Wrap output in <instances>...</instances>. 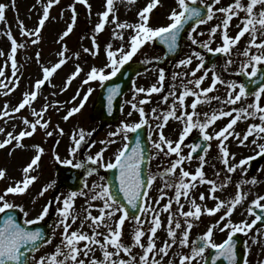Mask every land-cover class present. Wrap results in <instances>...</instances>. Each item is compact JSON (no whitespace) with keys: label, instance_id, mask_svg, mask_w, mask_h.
I'll return each mask as SVG.
<instances>
[{"label":"rangeland","instance_id":"rangeland-1","mask_svg":"<svg viewBox=\"0 0 264 264\" xmlns=\"http://www.w3.org/2000/svg\"><path fill=\"white\" fill-rule=\"evenodd\" d=\"M145 1L147 0H134V2H129V0H114V10L110 12L104 29L96 32V25L102 19L101 14L107 10L106 0H87V3H83L82 0H58L49 9V18L45 21L39 33L37 43L33 44L32 40L37 39V37L22 35L21 22H23V30L34 31L36 25L39 26V20L42 18L48 0H0V3L7 5L5 8V19L0 21V70L4 72V76H0V128L4 129L3 132H0V142L7 139L8 132L16 136L22 130L30 131V126L24 123L25 118L30 122H36L38 119L41 121V124L37 125V130L31 136L32 138L29 137L31 140L27 141L28 138L22 140L23 147L17 146V141L13 140L11 144L0 148V169L6 170L5 177L0 179V195L5 193L7 187L15 186L17 181H22L25 178L23 169L37 154L36 146L44 149L38 162V167L34 166V170L30 173V175L37 176V180L29 186L24 194H8L5 197L9 203L18 206L17 208L24 214L25 221L35 220L41 214L43 208L49 206V213L42 221H46L51 229V243L45 244L33 255V264L41 256L49 257L63 240L62 233L64 232V228L63 226H58L63 217L58 209L63 207V200L70 197L72 193L67 190L56 191L58 183L55 179L54 168L63 160H71L73 164H83L84 166L79 168H84V171L87 173L84 178V189L73 198L74 203L70 209L71 216L68 219V223L71 224L69 232L79 230L92 235L93 231H96L100 234L97 238L101 241L104 240L108 234V228L104 226L95 228L91 218L88 217L89 212L92 216H99L104 201L100 198L92 200L91 196L100 190L98 187H94L95 185L106 184L105 167L102 165L112 161L116 153L126 143L124 133L115 137H111L109 133L119 129L123 123L134 124L140 122L139 107L144 108L146 113L145 118L148 120V123L144 124L147 127L151 148L148 173L156 177L148 189V196L145 197L144 201V206L151 205L156 211L142 212L140 215L141 227L145 232V236L141 238V243L145 245V248L148 243V236L151 235L150 228L153 226L151 224L153 216L158 213L161 219V227L153 238L157 249H154L153 253L149 254L150 261L154 257L160 261V264H180V259L183 255L191 254L196 239L201 238L207 229L211 225L216 224L217 221H220V223L213 229V240L216 243H221L230 234V229L227 228L224 231H220V228L229 219L233 224L240 223L241 221H246L250 224L254 220L253 214H250L248 209L253 205V200H256L258 196H264V160L252 166L248 164V161L246 164L238 166L235 172L229 173L227 171L228 166L223 164L219 141L215 138L214 134L225 127L232 117H221L207 128V132L213 135V139L208 141V145L210 144L211 147H207L208 151L205 156L206 163H204L203 171L205 173V180H213L217 186L225 184L227 178L231 177L230 182H227L224 187L217 188L215 196L219 200L231 201L238 191L246 194L245 198L241 204L237 205L230 217L220 220V217L226 211V207H222L215 214H208L204 211L205 207H214L219 201L210 195L212 186L206 182L199 183L198 178L197 182H195L196 187L189 191L188 198L184 196L180 198V204H183V211L194 210L190 203L191 198H195L197 203L202 205V215L200 218L198 220L192 219L193 227L190 230L189 243L186 246L179 243L182 233L187 226L186 219L180 215V204H177L174 199L176 185L179 184L181 177L180 166L177 167L174 173L165 174V169L169 168L178 156L175 153L166 155L167 145L163 146V151L153 147L154 142H159L160 128L157 126L162 124L163 115L171 109L174 102L176 104L177 115H180L184 110L188 112L192 111L190 104L195 97L191 95L187 96L183 102V107L177 99L185 91V86L199 92L200 89L207 88L212 84L214 75H218L221 80L225 81V83H217L212 92L206 95L201 93L202 102L197 105L196 111L198 116L194 117V122L197 119L200 122H204L205 117L203 113L205 112L210 116L213 112L221 110L230 111L233 108L239 109L255 102V97L250 95L238 101L235 105L224 103L230 91L229 82L241 83L240 78L233 76V74L240 72L242 65L247 62L248 57L244 55L245 51H249V54H256L258 52V49L250 44L252 39L250 33H246L232 47L230 53L224 54L222 58L217 60L214 66L210 68L211 71H205L201 68L195 72V75H192L193 71L201 63V57L203 60V54L207 50V48L203 47L202 42L210 40V36L212 35L210 29L216 25H222L225 18L226 14L216 11V9L233 4L234 0H220L219 3H215V0H204L203 3L201 0H196L197 4L213 5V19L199 25L195 33L191 32L190 29V33L185 35L183 40L181 53L174 59L139 75L136 78L134 87L124 97L119 120L95 133L98 122L92 121L90 116L101 82L96 80L84 84L83 79L93 67L105 68L106 73L111 71L110 67H105V65L110 63L107 58L109 45H111L112 50H117L121 47L125 51L130 50L131 36L135 33V29H120L117 25L119 23L131 25L139 23L140 17L138 13L143 9ZM241 2L246 5L250 0H241ZM259 7L257 5V9H254V12ZM73 8L80 10L79 16L74 14ZM173 9L180 10L177 0H159L157 7L149 14V25L152 27L168 25L171 23L169 16ZM73 16H75L74 22ZM245 16L246 13L241 10L239 11V16H234V19L231 20L228 28V33L231 37H235L243 28ZM70 25L72 26L71 33L61 39L63 33ZM9 32L11 36L8 35ZM199 33H203V35H199ZM190 35L195 36L200 42L193 44L189 38ZM222 37L223 29L221 27L217 30L214 37H212L209 46L213 49H215L214 47L222 46ZM13 38L18 43V53L15 59L18 70L15 75H13V71L7 70L12 57L9 43ZM255 39L257 44L261 43L264 41V33L258 30ZM86 49L89 51H86ZM61 51H65L64 59L66 63L49 78L48 84L43 89H40L35 102L26 105L19 112L12 111L14 104L22 102L24 94L31 92L30 85L33 80L35 81L40 78V69L43 70L44 67H51L53 63L61 59L59 56ZM37 53H39V57H37ZM195 53H200V57H197ZM158 56L159 58L162 56V50L160 47L158 48L155 41H152L143 45L131 60L146 63ZM188 57H192L191 64L181 65L179 63V61ZM117 58H119V52L117 53ZM229 60L231 63H229ZM77 67H80L82 71L68 84V78L76 71ZM161 70L164 72V80L162 82L159 79ZM250 70L251 67L248 68V71ZM205 72L208 75L199 88L194 83H189V81L194 82L203 76ZM6 73H9V76H11V81L4 84L3 80ZM17 80L18 84L16 83ZM10 82H13L12 86L17 89L14 94L8 92ZM3 85H7V88ZM153 85L161 87V91L154 93L136 92L137 88L148 89ZM89 88H92L93 91L88 95L83 108L65 120L64 116L83 98ZM79 89H81V94L77 95L76 91ZM236 91H238V88ZM169 92H175V96L169 95ZM165 96L168 97L167 101L164 100ZM211 97H219L220 99H211ZM205 100L208 102H203ZM260 102L261 106L264 107V95L261 96ZM134 104L137 106L136 108H133ZM6 105L7 107H5ZM45 107H47V110L42 111ZM153 109L156 110L155 114L152 112ZM5 111L8 112V115H3ZM35 113H40V116L38 117ZM235 115L236 113L234 112L233 116ZM157 117H160V119H157ZM45 121L49 125L47 129L42 127ZM259 123H261L259 115L255 117L249 116L247 119L242 118L238 120L231 131L234 134L240 133V138H242L251 124ZM184 127L185 120H177L172 117L169 118L167 124L163 127L165 137L174 142L173 146H175V142L179 141ZM60 129H63V133L60 132ZM81 129L86 133L85 141L81 143L80 148L75 153H72L71 149L75 146V142L72 139L73 134H77L78 137V132ZM48 132H51L52 135H47ZM199 132L203 133L199 128H194L184 139L183 143H181V155L187 156L190 153V136L193 133ZM88 133L91 134L87 135ZM129 134L130 132L127 133V137ZM254 139L257 141L255 144L252 143ZM109 140H114L115 143H107ZM102 141L105 143H101ZM224 143L228 147L230 154L229 165H239L241 160H245L260 150L259 145L264 144V133H260L258 138L256 132H253L243 144L239 142L238 138H234V135L229 136L228 140L224 141ZM101 148L106 149L102 160L99 163L89 160V157H95ZM200 155L203 156L205 153L203 152ZM200 155L191 156L190 160L185 159L182 165L183 169L194 174L201 164L199 160ZM57 156L59 159H57ZM93 168L96 171L90 175L89 172ZM252 178L256 179L257 182L255 184H241V181H251ZM185 180L189 181L190 177L185 178ZM166 184L171 186L166 187ZM48 185H51V187H48L43 195H40L42 189ZM2 187L4 188L3 193L1 192ZM201 193L205 195L203 201L200 200ZM161 196H163V199H161ZM170 199L172 200L171 210L162 211L163 205L167 204ZM261 203H264V201H261ZM0 204H2V201H0ZM104 211L107 212L110 209H104ZM120 214L116 213L110 221L106 218L105 223H111L114 228ZM170 214L174 217L171 225L168 223ZM72 216L76 217L74 223L72 222ZM86 217L88 218L86 219ZM177 220L181 228L175 229L177 232V242L172 244V238L168 235V228H175ZM82 224L83 227L81 228ZM136 226L137 222L135 220L131 218L126 219L125 224L122 226V242L127 245L133 244ZM53 233L55 234L54 236L52 235ZM242 233L246 237L247 259L245 262L247 264H264V227L254 228L252 225L251 229ZM166 241L171 244L167 255L158 253V249L163 247ZM85 243L87 242L81 241L77 246L83 249ZM90 247L92 251L89 252L88 256L85 257L81 253L78 259H84L85 264H92L93 259H104V250L101 247L94 244ZM209 249L205 251V257ZM108 250L116 252V249L112 245L108 246ZM143 252L144 248L135 245L132 247L130 254L124 253L121 250L112 259L118 262L119 259L130 260L132 256H135L138 261ZM203 261L200 257H197L193 264H202ZM67 264H73V262L69 261Z\"/></svg>","mask_w":264,"mask_h":264},{"label":"snow or ice","instance_id":"snow-or-ice-1","mask_svg":"<svg viewBox=\"0 0 264 264\" xmlns=\"http://www.w3.org/2000/svg\"><path fill=\"white\" fill-rule=\"evenodd\" d=\"M54 2H58V0H48L47 6L45 7L42 18L39 20V26L34 31H26L23 30V22H21L22 27V35L28 36H36L37 39L32 40V43H37L39 39V33L43 28L45 21L49 18V9L52 7ZM83 3H87V0H82ZM129 2H134V0H129ZM203 3L204 0H201ZM220 0H215V3H219ZM107 3V10L104 11L101 16V22L96 25V32H100L104 29L105 23L108 21L110 12L114 10V0H106ZM159 0H151L150 3L147 4L139 13L140 22L131 25L127 23H119L117 26L120 29L124 28H134L135 33L131 36L130 42V50L125 51L123 47L117 50H112L111 45L108 46L107 50V58L109 60V64L105 65V67H110L111 71L106 73L105 68H97L93 67L87 74V79L84 83H88L89 81H100L101 86H103V82L108 81L111 77L117 75L120 71V68L126 64L132 57L148 42L155 41L159 38L164 44L168 46L169 51L174 50L178 44V38L181 31L184 29L185 25L189 23V21H194L193 27H191V32L195 33L197 27L199 25L207 23L208 20L213 19L214 11L212 4H206V9L201 7L192 6L196 3V0H177L179 11L173 9L170 13L169 19L171 23L166 26L160 27H152L149 25V14L151 11L157 7ZM257 5H259V9L254 12V9H257ZM7 7L6 4L0 3V21L5 19V8ZM90 7V5H89ZM244 11L246 16L243 19V28L238 32L235 37H231L228 33V28L231 20L234 16H239V11ZM73 11L75 9L73 8ZM220 13L226 14L225 18L222 22V25H216L210 29V40L208 42H202L203 47L207 48L209 52H217V53H230L232 47L236 45L242 37L245 36L246 33H250L252 39L250 44L255 46L258 49L256 54H249V51H245L244 55L248 57V60L245 64L242 65L241 71L245 72L250 78L257 77L260 74L261 79H264V41L257 44L256 43V34L257 31H261L264 33V0H250L249 3L246 5L241 2V0H234L233 4H229L227 7H222L216 9ZM75 21V16H73V22ZM222 27L223 29V43L222 46L217 47L215 49L209 46L212 37H214L215 33L218 29ZM72 31V26L70 25L67 30L63 33L64 37L68 36L69 33ZM8 35L11 36L9 32ZM199 35H203V33H199ZM122 38V35H121ZM189 38L192 40L193 44L199 43L195 36L190 35ZM11 55H12V62L11 66L13 69V75H15L17 69V63L15 60V54L17 52L18 43L15 38L11 41ZM98 48V46H97ZM66 50V46H65ZM86 51H89L86 49ZM119 52V58H117V53ZM197 57H200V53H195ZM61 59L51 67H44L43 68V78L36 81L34 88L39 90L42 85H44L45 81L48 80L62 65L66 63L64 59L65 51H61L59 53ZM37 57H39V53H37ZM192 57H188L179 61L181 65H188L191 64ZM229 63L231 61L229 60ZM204 67L203 60L201 57V63L197 66V68L193 71L192 75H195L196 71H199L201 68ZM251 67V70L248 71V68ZM82 69L80 67L76 68V71L68 78L67 83L70 84L72 79H74ZM208 75L207 72L204 73L203 76L196 79L194 82L189 81V83H194L197 88L201 85L203 80ZM0 76H4L3 70H0ZM160 81L164 80V72L161 70L160 72ZM18 84V80L16 81ZM217 83H225V81L221 80L218 75L213 76L212 84L207 88L200 89L199 92L192 90L185 86V91L181 94L177 99L180 101L181 106L183 107V102L185 98L189 95L195 97V99L191 102L190 107L192 109L191 112L184 110L181 112L180 115H177V109L175 102L173 103L171 109L165 113L162 117V124L158 125L157 127L160 128L159 132V142H154L153 147L163 151V146L167 145V153L177 154L178 158L175 159L171 166L165 169V174L174 173L178 166H180L181 170V177L180 182L176 185V192H175V201L177 204H180L181 196L188 198L189 191L196 187V183L199 178V183H208L210 184L211 190L210 195L212 198L217 199L219 202L211 208H204V211L208 214H215L218 212L222 207H226V211L220 217V220H224L225 217H230L237 207V205L241 204L243 199L245 198L246 194L238 191L235 197L231 201L219 200L218 197L215 196L218 187H224L227 182H230L231 177H228L225 181V184H221L217 186L216 182L213 180H205V173L203 171L205 156L207 155L208 148L204 149L205 155L200 156L199 160L201 161L200 167L195 171V173H190L183 169L182 165L185 159H191V153L187 156L181 155V143H183L184 139L189 135V133L194 128H199L204 133V140L211 141L213 139V135H210L207 132V128L214 124L218 119L221 117H232L229 123L223 127L220 131L215 132V138L219 141V147L222 152V160L223 164L228 166L227 171L229 173L235 172L238 166H242L246 164L252 157H248L245 160H241L239 165H229V150L224 141H227L229 136H233L234 138H238L241 144L244 141L248 140V137L256 132L257 137L259 138L260 133H264V107L261 106V96L264 95V86H260L258 90L254 92L249 91V86L255 85V79H250L249 86H246L244 83L237 84L236 82L232 81L229 82L230 91L228 92V96L224 103L235 105L238 101H241L245 97L252 95L255 97V102L249 104L247 107H241L239 109L233 108L230 111H219L213 112L210 116L207 112L203 113L205 117L204 122H200L198 119L194 122V117L198 116L196 111L197 105L202 102L201 100V93L207 94L212 92ZM7 88V85H3ZM238 88V91H236ZM33 90L30 93H25L22 102L19 103L18 107L14 108L12 111L19 112L21 109L25 108L26 105H30L33 100L37 97V91ZM63 90V89H62ZM93 91L92 88L88 89V92L83 96L80 104L76 107L71 108L67 114L64 116V119L67 120L69 117L73 116L75 113L79 112L83 106L84 102L87 101L88 95L91 94ZM109 105H111V101L115 95L118 94L119 86L117 85L114 88H109ZM161 87H157L156 85L151 86L148 89L145 88H137L136 92L143 93H154L160 92ZM79 95V92H77ZM169 95L175 96V92H169ZM75 99V97H73ZM168 97L165 96L164 100L167 101ZM211 99L219 100V97H211ZM203 102H208L207 100ZM143 103V102H142ZM7 107V105L5 106ZM137 106L134 104L133 108ZM47 107L42 109V111H46ZM139 114L141 116V120L138 123L129 124L123 123L119 129L109 133L111 137H115L124 133V139L127 140V133L128 132H136L138 129L142 127V125L147 124L148 120L145 118L146 113L143 107L138 108ZM153 114H155L156 110H152ZM236 113L233 116V113ZM3 115H8V112L5 111ZM38 117L40 113H35ZM131 115V113H129ZM259 115V119L261 123L259 124H251L247 129L246 134L240 138V133H235L233 130V126L237 124V121L244 118L247 119L249 116L255 117ZM175 118L177 120H185V127L183 130L182 135L179 138L178 142H175V146H173V141L167 139L163 132V127L167 124L169 118ZM160 119V117H157ZM24 123L30 126V131L22 130L19 132L18 135L14 136L11 132L7 133V139H4L0 142V148L5 147L8 144H11L13 140L17 141V146L23 147L21 143L24 137H30L33 133L37 130V125L41 124V121L38 119L36 122H30L27 118L24 119ZM48 122L45 121L42 124L44 129L48 128ZM4 129L0 128V132H3ZM60 132L63 133V129H60ZM88 133L87 135H90ZM47 135L51 136L52 133L48 132ZM86 133L83 129L79 130L78 137L77 134H73L72 139L75 142V146L71 149L72 153H75L81 146V143L85 141ZM256 139L252 141V143H256ZM105 143V142H101ZM107 143H115L114 140H109ZM37 147V154L33 157L30 163L23 169L25 174V178L22 181H17L15 186H9L5 190L3 195H0V201L3 203L0 204V213H4L6 210L13 209L18 207L12 203H9L5 197L8 194H24L29 186L37 180V176L30 175V173L34 170V166L38 167V162L41 159V154L44 152V149L40 146ZM200 145H194L193 151L199 148ZM208 147H211L209 144ZM260 153H264V144L259 145ZM106 151L105 148H101L99 152L96 153L95 157H89V160L93 161L94 163H99L103 156L104 152ZM234 156V154H232ZM57 159L59 157L57 156ZM145 157V149L141 144L140 138L137 136L135 140V146H129V143H124L122 148L116 153L114 162L110 161L102 166L108 169H118L119 170V177H118V191L123 193V198L127 201L128 205H131L132 209H138V204L143 202L144 198L148 196V193L144 191L146 188H150L152 182L155 180L154 175H149L147 177V183L145 182V178L141 175V165L144 163ZM147 159H151L149 155ZM65 164H71V160H63ZM76 167H83V164H76ZM96 169L93 168L90 170L89 174L91 175L92 172H95ZM6 175V170L0 169V179L4 178ZM218 175V174H217ZM190 177L189 181H186L185 178ZM103 179V178H102ZM257 181L255 178H252L251 181H241L243 183H252L255 184ZM166 187L171 185L166 184ZM48 187L51 185L46 186L42 189L40 195H43L45 191H47ZM94 187H98L100 190L91 196L92 200H96L98 198L103 199V208L100 210L99 216H92L91 213H88V217L91 218L93 225L95 228H99L101 226L108 228V234L105 236L104 240L101 241L98 239V232L93 231L92 235H88L87 233L81 232L79 230H74L69 232L71 228V224L68 223V219L71 216L70 209L74 203L73 198L77 195L76 192H72L70 197L65 198L63 200V207L59 208L58 211L60 212L63 219L60 222V225L63 226L64 232L62 233L63 240L60 245H57L55 251L49 256H41L38 260L35 261V264H67V262L71 261L73 264H85L84 259H78V257L83 254V256H88L89 252L92 251L91 245H98L101 247L103 251V260H96L93 259L92 264H160V261L155 259L154 257L149 259V254L153 253L154 249H157V245L155 240L153 239L157 233V230L161 227V219L159 214L153 216L151 220V224L153 225L150 228L151 235L148 236V243L145 248V245L141 243V238L145 236V232L141 227V218L140 216L136 215L135 213H131V219L137 222V226L134 230L133 235V244L127 245L122 242V226L125 224L126 219L130 218V209L122 203L117 195L116 192L112 190V186L108 184L103 185H95ZM83 194V193H81ZM59 199V198H57ZM163 199V196H161ZM205 199L204 193L200 194V200L203 201ZM264 196H258L256 200L252 201V204L255 208L260 209L261 211L256 214L255 219L249 224L246 221H241L240 223L233 224L232 221L229 219L227 223L224 224L223 227L220 228V231H224L225 228L230 229V234L228 237L221 243H216L213 240V229L216 228L220 221H217L216 224L211 225L207 231L203 234L198 242L195 243V246L192 248V252L190 255H183L180 259V264H193L197 257H200L204 260V264H208V257H205V251L207 249L215 250L214 255L210 256L212 264H216V261L220 260L221 258H226L229 264H236V243L233 239L235 233L238 232H246L247 230L251 229L252 225L256 224L257 221L264 219ZM190 203L194 210L183 211V204H180V215H182L186 219V229L182 233V238L179 240L181 245H188L189 243V234L190 230L193 227L192 219L198 220L202 215V205L197 203L195 198H191ZM172 208V200L170 199L167 204L163 205L162 211H170ZM104 209H110V211L105 212ZM141 212H155L156 210L151 207V205H145L138 209ZM254 211L253 208H249L248 212L251 214ZM49 213V206H45L39 216L36 217L35 220H26V224H35L37 221H42ZM121 213L119 216L118 221L116 222L115 227L113 228L111 223H105V219L107 218L109 221L111 218L116 214ZM25 215H27L25 213ZM86 217V219L88 218ZM173 215L170 214L169 216V225L173 222ZM76 220L75 216H72V222L74 223ZM83 224L81 225V228ZM181 225L177 220L175 222V228L169 227L168 228V235L172 238L171 243L175 244L177 242V232L175 229H180ZM55 235L54 233L52 234ZM81 241H86L87 243L84 244L83 249L79 248L77 245ZM40 243L50 244L51 239L46 238V234L40 228H36L35 230H31L22 226L20 223L16 221L13 215L9 214L6 215L2 225H0V264H33V259L31 257V253L36 251ZM112 245L116 249V252L109 251L108 246ZM135 245H139L141 248H144L143 255L137 258L132 256L130 260L119 259L118 262L113 260L112 257L114 255H118L119 252L122 250L124 253H131L132 247ZM171 247L167 241L164 242L163 247L158 249V253L167 255L168 249ZM247 264V262H245Z\"/></svg>","mask_w":264,"mask_h":264},{"label":"water","instance_id":"water-1","mask_svg":"<svg viewBox=\"0 0 264 264\" xmlns=\"http://www.w3.org/2000/svg\"><path fill=\"white\" fill-rule=\"evenodd\" d=\"M191 23H194V21H189V23L187 25H185L184 29L181 31L179 38H178V41H177L178 46L174 50L169 51L168 46L166 44H164L160 39L157 41V43L160 46L164 47V49H165L164 58H166L167 56H175L176 54L179 53V51H180L179 40H180L183 32L186 30V28ZM210 59L207 60V62L209 61L208 64H211L213 62V59H211V60ZM143 69H144V67L142 66V64H139V63H127V64H125V66L121 69L119 75L121 77L125 76L128 79L126 90L131 85V78L133 76H135L137 73H139L140 71H142ZM255 81H256V86H257V85H261V81L263 83L264 79H261V77L259 75L255 78ZM103 92H104V90H102L101 95L98 97V100L94 106V113H97V115H96L97 117L94 116V118H101L102 125H104L105 123H107L111 120V118L106 117L105 115H102V113L104 114V112H102V110H103L104 103H105L103 100ZM142 133H143V135L141 133H139V134H137V136L140 138L141 144L145 149L146 159H145L144 163L141 165V175L145 178V182L147 183V177L146 176H147V163H148V159H147V157H148V142H147V139L145 136L144 129H142ZM133 139H134V137H133ZM57 174H58V176H57L58 180L60 181V187H68L72 190H77V189L81 188L82 176L74 168H72V167L58 168ZM118 177H119V173L115 176L114 179L112 177H110V174H109L108 181H109L110 186H112V190L117 193L120 201L122 203H124L126 207H128L130 209V216H131V213H135L136 215H138L140 213V211L138 209L141 208L142 202H140L138 204V209H132L131 205L127 204V201L123 198V193L118 191V188H117V185L119 183ZM145 190L146 189H144V191ZM254 211L258 212V210H256V209H254ZM260 211L261 210L259 209V212ZM16 213L18 214V218L21 221L22 216H21L20 212H16ZM47 236H48V234H47ZM233 239L235 240V243H236V264H243V260L245 258L244 238L240 234H235ZM41 244L42 243H40V245ZM221 259H222V261H220ZM221 259L216 261V264H229V262L227 261L226 258H221ZM209 261H211V259ZM208 264H212V263L210 262Z\"/></svg>","mask_w":264,"mask_h":264}]
</instances>
